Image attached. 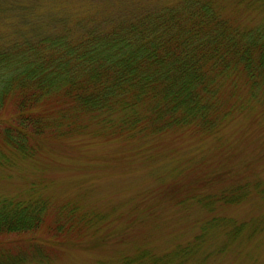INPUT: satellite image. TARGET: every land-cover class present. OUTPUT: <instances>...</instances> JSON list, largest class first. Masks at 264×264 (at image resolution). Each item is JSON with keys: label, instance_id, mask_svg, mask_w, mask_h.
I'll return each mask as SVG.
<instances>
[{"label": "trees", "instance_id": "16d2710c", "mask_svg": "<svg viewBox=\"0 0 264 264\" xmlns=\"http://www.w3.org/2000/svg\"><path fill=\"white\" fill-rule=\"evenodd\" d=\"M12 41L0 47V166L34 158L40 139L91 136L95 128L108 139L167 140L161 158L179 161L186 131L189 141L197 133L200 142L220 147L227 130L259 131L264 123V22L242 26L216 0H181L107 31ZM259 186L240 181L212 201ZM195 198L197 205L209 199ZM47 208L41 198L0 197V241L36 231ZM75 211L68 207L65 217L78 240L96 238L111 223L108 213ZM215 219L195 239L163 253L138 250L117 264H202L210 256L203 248L210 229L228 232L225 218ZM6 248L0 264H16ZM19 253L39 256L38 245Z\"/></svg>", "mask_w": 264, "mask_h": 264}, {"label": "rangeland", "instance_id": "374dc122", "mask_svg": "<svg viewBox=\"0 0 264 264\" xmlns=\"http://www.w3.org/2000/svg\"><path fill=\"white\" fill-rule=\"evenodd\" d=\"M179 1L0 0V47L22 34L38 41L107 31L116 21L156 14ZM216 1L242 26L264 22V0ZM255 128L227 130L220 147L200 142L197 133L189 141L186 131L177 149L186 166L161 158L158 149L167 140L108 139L98 128L91 136L40 139L43 148L34 158L0 166V197L45 199L44 219L36 231L0 241V248L7 247L16 264H117L138 250L163 253L195 239L214 217L225 218L228 232L210 229L203 242L210 256L202 264H264V123ZM175 167L180 174L171 173ZM240 181L260 186L246 189L242 198L236 193L232 200L212 201ZM199 195L209 197L207 205L193 201ZM68 207L79 215L108 213L111 223L96 238L78 240L65 217ZM32 244L39 256L19 253Z\"/></svg>", "mask_w": 264, "mask_h": 264}]
</instances>
